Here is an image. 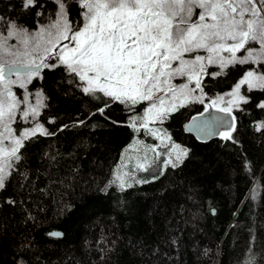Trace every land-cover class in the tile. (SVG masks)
<instances>
[{"label":"trees","instance_id":"obj_1","mask_svg":"<svg viewBox=\"0 0 264 264\" xmlns=\"http://www.w3.org/2000/svg\"><path fill=\"white\" fill-rule=\"evenodd\" d=\"M17 2L0 0V14L13 16ZM15 17L33 23L19 9ZM242 71L238 66L206 78L205 91L226 93ZM43 75L29 91L43 90L47 107L39 119L56 135L27 142L20 168L27 179L18 175L0 192V264H244L252 253L264 264V133L253 127L264 113L252 105L235 112L234 144L186 133L184 122L202 106L181 109L163 127L189 149L183 163L160 175L158 162L136 173L151 182L105 192L137 137L124 126L129 113L113 105L104 116L88 118L96 101L68 87L59 70ZM252 95L264 99V93ZM76 118L85 125L57 131ZM9 197L16 205L4 203ZM52 231L63 235L52 238Z\"/></svg>","mask_w":264,"mask_h":264},{"label":"snow or ice","instance_id":"obj_2","mask_svg":"<svg viewBox=\"0 0 264 264\" xmlns=\"http://www.w3.org/2000/svg\"><path fill=\"white\" fill-rule=\"evenodd\" d=\"M73 8L79 19L72 18ZM16 9L33 18L31 26L19 22ZM13 13L0 14V192L18 175L27 179L20 172L27 142L56 135L39 119L47 107L43 90L29 91L45 71L59 70L68 87L97 102L88 118L122 106L129 113L124 126L159 142L145 145L142 156L136 148L141 162L128 171L118 165L105 192L151 182L136 173L158 162L160 175L183 163L189 149L172 141L163 127L181 109L202 106L186 126L197 139L217 136L234 144V113L248 105L264 113V99L252 95L264 93V0H18ZM238 66L243 71L232 87L210 97L205 79ZM213 67L217 71L210 72ZM85 123L76 118L57 131ZM253 127L264 133V120ZM4 203L17 201L9 197ZM244 264H257L255 254Z\"/></svg>","mask_w":264,"mask_h":264},{"label":"rangeland","instance_id":"obj_3","mask_svg":"<svg viewBox=\"0 0 264 264\" xmlns=\"http://www.w3.org/2000/svg\"><path fill=\"white\" fill-rule=\"evenodd\" d=\"M16 91H17L18 94H21L22 93V90H20V89H17ZM139 134L141 136H143V138H140L139 137ZM136 136L137 137L134 139V141L132 142V144L129 145V147L126 148L127 151L125 149V151L123 152V155H122L123 164H121L122 158L120 160L119 165L121 166L122 170H124V171H128L130 167H133L137 163H140L141 162L137 158V155H136V153L134 151L136 148H139V149L142 150L141 153H140V155L142 156L143 155V150L145 148V145H147V146L150 147L152 145H155V144L159 143L158 141L157 142H154L152 137L146 136L143 132L137 133ZM137 140L143 141L144 143L143 144H138V143H136ZM174 142L180 145V143H178L176 141H174ZM149 156H151V152H149ZM129 157L131 159H129Z\"/></svg>","mask_w":264,"mask_h":264},{"label":"water","instance_id":"obj_4","mask_svg":"<svg viewBox=\"0 0 264 264\" xmlns=\"http://www.w3.org/2000/svg\"><path fill=\"white\" fill-rule=\"evenodd\" d=\"M197 114H198V113H197ZM197 114H195V115H197ZM195 115H193V116H195ZM234 115H236V113H234ZM190 123H191V118H190L189 120H187L186 122H184V124H183V128H184V130H185L186 133L192 134V135H194V136L197 138L196 133L186 131V126L189 125ZM216 137H217V136H211V137H207V138H205V139H198V140H199V141H202V142H207V141H209V140H211V139H213V138H216ZM59 232H61V231H59ZM61 233H62V232H61Z\"/></svg>","mask_w":264,"mask_h":264}]
</instances>
